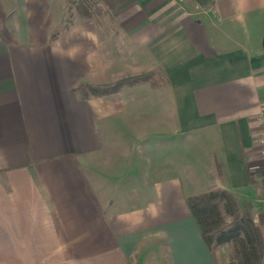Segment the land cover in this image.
<instances>
[{
    "label": "crops",
    "instance_id": "0c3cea01",
    "mask_svg": "<svg viewBox=\"0 0 264 264\" xmlns=\"http://www.w3.org/2000/svg\"><path fill=\"white\" fill-rule=\"evenodd\" d=\"M88 2L51 39L66 0H0V264L228 261L184 198L227 189L264 235V0Z\"/></svg>",
    "mask_w": 264,
    "mask_h": 264
},
{
    "label": "trees",
    "instance_id": "16d2710c",
    "mask_svg": "<svg viewBox=\"0 0 264 264\" xmlns=\"http://www.w3.org/2000/svg\"><path fill=\"white\" fill-rule=\"evenodd\" d=\"M72 8L85 18L98 12L97 7L91 8L88 0H74ZM65 13L63 24L53 30L51 39L66 26V21L71 20V14L68 15L67 11ZM166 81L161 70L152 69L120 75L102 83L80 82L74 89L85 99L109 95L123 86L139 83L159 88L167 84ZM184 199L207 249L215 250L224 244L230 247L229 260L216 264H261L264 259V235L260 225L254 220L251 201L235 196L233 192L223 188L209 189Z\"/></svg>",
    "mask_w": 264,
    "mask_h": 264
},
{
    "label": "built area",
    "instance_id": "2783aa9c",
    "mask_svg": "<svg viewBox=\"0 0 264 264\" xmlns=\"http://www.w3.org/2000/svg\"><path fill=\"white\" fill-rule=\"evenodd\" d=\"M181 1V0H177ZM256 125H257V136H256V143L259 144L260 147V153L261 157L263 158V163H264V113H260L256 117Z\"/></svg>",
    "mask_w": 264,
    "mask_h": 264
},
{
    "label": "rangeland",
    "instance_id": "374dc122",
    "mask_svg": "<svg viewBox=\"0 0 264 264\" xmlns=\"http://www.w3.org/2000/svg\"><path fill=\"white\" fill-rule=\"evenodd\" d=\"M70 7H74V1L72 0H66V4H65V6H64V10H65V12L67 11V14L69 15V14H71L72 15V11H71V9H70ZM227 249H229L230 247L227 245ZM218 248V247H217ZM216 249V248H215ZM227 249H224L223 251H222V253H223V256H227ZM221 255V254H220Z\"/></svg>",
    "mask_w": 264,
    "mask_h": 264
}]
</instances>
